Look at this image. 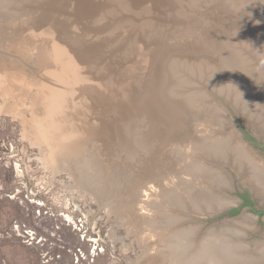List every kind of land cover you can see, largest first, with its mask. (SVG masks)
Listing matches in <instances>:
<instances>
[{
    "label": "rangeland",
    "instance_id": "374dc122",
    "mask_svg": "<svg viewBox=\"0 0 264 264\" xmlns=\"http://www.w3.org/2000/svg\"><path fill=\"white\" fill-rule=\"evenodd\" d=\"M101 1L0 0V264H154L169 241L167 231L171 233L174 221L167 215L176 216V202L170 198L179 191L202 205L212 201L216 205L219 199L230 206L235 200V205L224 208L226 214L205 216L199 210L195 215L191 212L184 224L202 226L198 237L210 236L218 228L245 227L246 235L236 238L240 249L231 251L230 257L255 260L253 253L264 245V199L246 186L255 185L253 178L240 173L236 163L238 172L230 167L231 150L226 161L206 157L212 155L214 144L229 139L230 146L242 144L244 155L248 151L246 155L258 156L264 164V134H258L236 113L237 109L250 122L249 113L238 107L237 87L225 77L216 79V45L208 42L211 56L189 50L204 41L196 39V33L211 31L215 41L218 35L213 33L219 34L235 14L252 12L242 27L264 25V0H181L195 12L190 18L182 10L181 15L175 14V22L173 13L164 8L163 14H150L154 22L143 27L139 21L145 14L129 9L125 14L112 11L114 15L105 14L96 23L95 5ZM215 2L220 6L208 7ZM120 17H128L123 36L112 24L96 33L108 18L115 21ZM145 33L149 39L138 48L135 42H141ZM252 33L244 41L242 30L234 29L223 43L231 46L244 67L264 72V54L262 58V50L253 46L251 37L257 33ZM116 35L121 36L115 45L122 43L119 56L112 60L98 57L100 52L110 51L100 43ZM154 36L164 42L157 46L160 57L151 58H162L167 52L164 47L170 44L174 45L168 49L177 54L163 58L160 72L149 71L148 78L157 81L161 77L164 101L170 103L164 95L166 87L165 93L181 100L192 116L177 133L172 125L161 140L146 144L144 161L131 156L133 164L118 170V161L111 158L114 150L110 147L103 155L96 136L89 133L93 128L96 133V117H100L96 113V72L109 78L124 67L135 68L137 58L140 65ZM156 62L153 60L152 67ZM134 74L138 82V71ZM139 79L145 88L149 85L144 76ZM152 92L153 86H149L148 93ZM250 104L248 111L255 114L254 102ZM150 115L153 119V113ZM163 120L169 125L172 119ZM72 128L80 130L76 138L90 142L83 144L78 158L65 154L55 161V136ZM241 133L253 145L246 144ZM207 161L215 163L214 167ZM115 174L120 175L118 185L113 184ZM221 180L228 186L221 187ZM175 184L182 189L178 191ZM189 188L195 191L188 192ZM243 195L249 206L243 205ZM166 222L170 225L163 224Z\"/></svg>",
    "mask_w": 264,
    "mask_h": 264
},
{
    "label": "bare ground",
    "instance_id": "6f19581e",
    "mask_svg": "<svg viewBox=\"0 0 264 264\" xmlns=\"http://www.w3.org/2000/svg\"><path fill=\"white\" fill-rule=\"evenodd\" d=\"M130 1L131 2H128V0H107V1L102 0L100 3H97L95 5L96 23H99L100 18L105 14L109 16L113 14L112 11H117V10H119L121 14H125L127 9L134 10L137 13L142 12L145 14L144 16L146 17L141 18L139 21L142 27L150 24L151 22H154L153 21L154 19L150 18V14L153 15L154 13L158 15L163 14L164 8L167 9L166 11L169 12V14L170 12L173 13L172 19L175 22H176L175 14L181 15L182 13H184L182 12V10L183 11L185 10L186 13L189 12V14L185 16L188 18L191 17L190 15L195 14V12L192 11L191 7L183 3L181 0H149V1L130 0ZM219 6L220 5H218V3L213 5H208V7H219ZM250 16H252V12H248V13L242 12L241 14L232 15L231 17L234 18L231 17L229 18V23H230L229 25L226 24V27L222 28L219 34L213 33L218 35L215 41L211 40V36H213L211 31H208L206 33L200 31L199 33H196V39L200 37V38H204V41L200 47L192 46L189 50V53L205 52L206 54L211 56L212 50L210 49V47H208V42L210 44L216 45L215 57L217 58L216 62L218 63L217 69H219L217 72L216 79L221 80L225 77L228 79L229 82L233 83L237 87V89L240 92L239 95L240 102L238 107H240L242 111H246L247 113H249V118L251 120H249L250 122H248L246 117L244 116L242 117L246 120L248 126L253 125L257 133L261 135L264 134V80H263L264 72H261L260 69L257 72V71H252L253 69H249V68L247 69L246 67H244L243 63L239 60L240 57L237 55L236 52L232 50L231 46L229 44L226 45V43L225 44L223 43L225 39H229V37H231L232 31L234 29L237 31L239 29L242 30L241 37L244 41H246L245 39L247 38V36L251 34L253 35L252 32H256L257 34L251 37L253 41L252 44L253 46H257L259 50L260 49L262 50L260 52L261 53L260 56L262 57L264 54V25L253 24L252 26H250L251 28L242 27L244 23L247 22L248 19H250ZM126 18L128 17H120L117 18L115 21H110L111 19L108 18V22L102 25L105 27L96 31V33H100L104 30H107V28L109 29L110 26L115 25L117 26L115 30L117 32H120L121 36H123L124 35L123 31L127 28ZM232 26L236 28H232ZM130 28L131 27H129V33L131 32ZM199 28L201 29V26H199ZM96 36H98V34ZM121 36L116 35L113 39L109 40L108 38L103 42H101L100 46L105 47L110 51L106 53L100 52L98 54V57L107 58V60L109 59L112 60L115 58L114 56H119L117 54H119V48L122 45V43H120L119 41V45L118 46L115 45L118 44L117 38ZM148 39L149 36L146 37V33H145V37L144 38L142 37V39H140L141 42L136 41L135 44L137 45L138 48H141L144 44L147 43ZM186 39L189 40L190 37ZM151 40H152L151 44H147L145 47V52L147 53L145 54V56L142 57L140 65L138 63L139 62L138 58L136 59V65H134L135 68L124 67L125 70L124 68L119 69L120 72L111 75L109 77L110 79L108 77H105L103 74L101 75L99 73V70H97L96 72V91H95L96 113L100 115V117H96V133H94L95 128L91 129L89 133L91 134V136L94 137L96 136V142L100 146H102L101 150L103 155L104 152H107L110 147L114 150L115 156L111 158H115L118 161L119 163V166L117 167L118 170H124L126 168H129L130 165L133 164L132 163L133 160L144 161L143 160L145 158L144 153L147 151L146 144H148L151 140L153 141L161 140L164 133L172 125L175 130V133H177L179 129L188 122L187 119H190V116H192V114L187 111L186 107L184 106L181 100H178L177 98L175 99L171 98L165 93L166 87L164 88V95L170 103H166L164 101L162 91H160V85H159L161 83V77L160 78L158 77L157 81L153 80L154 78L151 77L148 78L149 71L155 70L156 75L158 72H160L161 67L164 64L163 58L167 56L168 57L176 56L177 54L175 51H170L172 49H168L174 45V44H170L164 47L167 52L163 55L162 58H155V59L151 58V55L153 57L154 56L160 57L159 49L157 46L158 45L163 46V42H164V40L162 41L161 38L155 36ZM223 45H225V47L228 46L227 49H230L231 51H228ZM122 50H124V48ZM53 52L57 54L59 51L54 49ZM138 54L139 52L136 51L134 56L138 57ZM153 60L158 62H156V65L152 67ZM260 62L262 61L260 60ZM262 63L264 64V62ZM258 65L260 66V64ZM137 71H138L137 77L139 83L136 81V76L134 74V72ZM119 73L122 74L120 75ZM139 76L141 77L144 76V82H147V84H149L148 86L146 85V88L141 83L142 81L139 79ZM219 85L220 84H218V86ZM149 86H153L152 95L148 93ZM154 90L157 91L156 93L157 95H155ZM250 102H254V107L256 112L255 114H251L248 111L249 107L251 108ZM251 112L254 111L251 110ZM150 113H153V117H154L153 119H151L152 117ZM45 115L47 118V113H45ZM163 118L167 120L172 119L171 124L168 125L167 124L168 122L163 120ZM79 133L80 130L77 129L73 130L72 128L71 130H68L67 134L62 135L61 137L55 136L57 138V144L56 143L53 144L54 146L53 153L57 158V159L55 158V161H58V158H60V156L62 155L64 156L65 154L68 155L70 154L78 158V156L81 153L83 144L88 143L91 140V139H78L79 137L76 138L75 135L78 134L79 136ZM91 136H89V138H91ZM65 139L66 141L64 142ZM67 141L68 142L72 141L70 148ZM52 142L54 143L53 140ZM58 142L62 144H59ZM62 145L66 149L61 150L63 148ZM231 147L232 146H230L229 144V139H226L224 141H219L216 144H214L213 147L214 150L213 149L211 150L212 155L209 157L210 155L209 154L208 157L206 158L211 160L213 158L214 160L218 159L219 161L220 160L226 161L228 160V156L231 150L234 154L230 156L229 159L232 161L230 162L227 161L230 164V167L234 169L235 172H238L236 171L237 169L233 165L234 163H236L237 164L236 167L238 168L240 173L244 174L247 178H253L252 180L254 181L255 185H246V186H248L249 189L253 190V192L255 191L258 196L264 199V166L261 165L263 163H260L262 162L260 160L261 158H258V156L253 157L252 155H246L248 154V151L244 155L242 151L243 150L242 148L244 147L242 144L237 147H232V148ZM196 153H199L200 155V152H196ZM131 156L133 160L130 161L129 157ZM253 162H257L258 166L257 167L254 166ZM124 163L126 166H122ZM203 163H205V161H203ZM208 163H210L209 164L210 166L215 165V163L214 164L212 163L213 165L211 164V162ZM119 177L120 175L115 174L113 184L116 185L119 184L120 182V180H118ZM220 178H224V176L221 175ZM225 184L226 182L221 180V185H222L221 187L228 186ZM205 185H207V181L205 182ZM218 185L216 186L220 187ZM175 187H177L178 191L182 189L178 185H176ZM189 190H191V188L188 189V192ZM191 191L194 192L195 189L193 188V190ZM213 192L212 195H214L215 193ZM179 193L178 195L176 194L177 195L176 197L170 198L171 200L176 202V206L173 207L175 208L176 212L174 213L176 216L174 215H167V216L171 220L173 219L172 222L174 221V225L172 226V228H169L171 229V233L167 231L168 234L170 235V238L168 239L169 236L167 235L166 238L169 241L166 239L168 241V243L166 244L167 246L159 251L154 264H162V262L163 264H264V245H260L262 242L258 244L260 246L258 249L256 248L257 252L253 253L254 256L252 259L255 260L251 262L242 261L240 260V258H236V260L234 261L230 257V255L232 254L231 251L235 252L240 249L239 244L241 243L237 241L236 238L238 239L240 238L241 235L243 236L246 235L247 231L245 232L246 230L245 227L243 229L237 227V228H233L232 230L225 229V227L218 228V230L216 231L214 230V233L209 232L210 236L198 237L199 227H201L202 229V226H196L195 224H193L195 221L192 223L193 225L184 224L191 219L190 218L191 212H193L195 215V213H197L200 210L202 213H204L202 215L207 216L209 213H217L218 211L224 208H228L233 204L235 205V200H232L233 204L230 206H226L227 204H229V202H223L220 201L219 199H217L218 202L216 205L213 204L214 201H212L213 203L207 202L208 204L202 205L201 201H197L195 198H192L190 200L188 197L186 198V195L184 198L183 192L180 194ZM222 204H224V206ZM161 205H164V202L161 203ZM214 205L216 207L218 205L219 207L215 208ZM213 209L215 211H213ZM169 222L163 224L170 225L168 224ZM241 224L247 225V222H243L242 220ZM236 226H238V224H236ZM164 237L162 238L161 241L165 240ZM199 240L200 242H198ZM198 245H200V248L196 251L197 252L196 254L192 255L191 254L192 251H195L198 248ZM245 251L248 252V250Z\"/></svg>",
    "mask_w": 264,
    "mask_h": 264
},
{
    "label": "water",
    "instance_id": "95a60500",
    "mask_svg": "<svg viewBox=\"0 0 264 264\" xmlns=\"http://www.w3.org/2000/svg\"><path fill=\"white\" fill-rule=\"evenodd\" d=\"M236 111V113L240 116V117H242V115H240V112L238 111V110H235ZM243 118V117H242ZM240 136L242 137V140L243 141H245V143L246 144H252L253 145V142H250L246 137H245V135L243 134V133H241L240 134ZM219 212V214H226L228 211H227V209H222V210H220V211H218Z\"/></svg>",
    "mask_w": 264,
    "mask_h": 264
},
{
    "label": "flooded vegetation",
    "instance_id": "af4514ba",
    "mask_svg": "<svg viewBox=\"0 0 264 264\" xmlns=\"http://www.w3.org/2000/svg\"><path fill=\"white\" fill-rule=\"evenodd\" d=\"M242 201H243V205L245 204V203H248V205L247 206H249L250 205V201L248 200V197L246 196V195H243L242 196ZM259 213H262V212H259ZM75 222V221H74ZM74 222H72V224L74 223Z\"/></svg>",
    "mask_w": 264,
    "mask_h": 264
},
{
    "label": "trees",
    "instance_id": "16d2710c",
    "mask_svg": "<svg viewBox=\"0 0 264 264\" xmlns=\"http://www.w3.org/2000/svg\"><path fill=\"white\" fill-rule=\"evenodd\" d=\"M245 205L247 206V205H248V203H245V204H244V206H245Z\"/></svg>",
    "mask_w": 264,
    "mask_h": 264
}]
</instances>
